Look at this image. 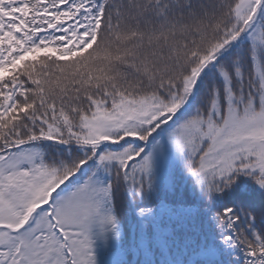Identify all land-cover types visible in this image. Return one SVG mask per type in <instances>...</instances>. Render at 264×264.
I'll list each match as a JSON object with an SVG mask.
<instances>
[{
  "label": "snow or ice",
  "instance_id": "6c2138e0",
  "mask_svg": "<svg viewBox=\"0 0 264 264\" xmlns=\"http://www.w3.org/2000/svg\"><path fill=\"white\" fill-rule=\"evenodd\" d=\"M165 140L197 203L158 200ZM193 235L203 264H264V0H0V264H155Z\"/></svg>",
  "mask_w": 264,
  "mask_h": 264
},
{
  "label": "trees",
  "instance_id": "16d2710c",
  "mask_svg": "<svg viewBox=\"0 0 264 264\" xmlns=\"http://www.w3.org/2000/svg\"><path fill=\"white\" fill-rule=\"evenodd\" d=\"M168 143L164 142V147L168 148ZM173 151V150H172ZM172 155V154H171ZM168 158V163L161 168V180L166 181L169 177L174 181V186L167 187L162 183L161 190L158 193V200L164 201L166 203H172L173 201L177 203L184 204H194L198 202V197L196 192L193 190L191 182L186 178L183 171L181 170L179 162L175 159L173 153L172 157ZM86 171V169H85ZM83 175V173H81ZM123 220V230L125 233V245L129 243L130 240H139V228L137 227V218L130 209H125L122 213ZM161 227H167L168 229H174L177 233H180L183 229L184 231H191L193 233H198V229H189L186 223L177 219L176 217H169L165 215L161 220ZM196 235L192 236V241L188 243L187 246L181 245L179 249L172 248L170 250H162L157 244L153 243L151 246V259L155 264H159L160 261L167 258L178 257L184 260L187 264L189 260L196 261V264H203V260L197 257L193 253L194 241ZM98 259L99 264H105L106 252L102 245L98 242ZM124 259L128 261V264H136L137 261H143L145 259L143 253L139 255H134L131 252L124 256ZM227 257L222 256L221 261L223 264H227ZM220 264V261L217 262Z\"/></svg>",
  "mask_w": 264,
  "mask_h": 264
},
{
  "label": "rangeland",
  "instance_id": "374dc122",
  "mask_svg": "<svg viewBox=\"0 0 264 264\" xmlns=\"http://www.w3.org/2000/svg\"><path fill=\"white\" fill-rule=\"evenodd\" d=\"M164 149H165V154L167 155V158H169L171 154L173 155L174 152L172 151L170 146H168L167 149L164 147ZM172 155H171V157H172Z\"/></svg>",
  "mask_w": 264,
  "mask_h": 264
}]
</instances>
